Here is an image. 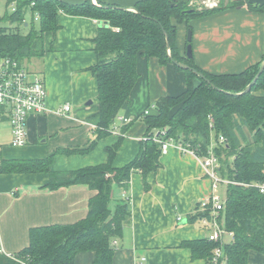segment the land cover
Masks as SVG:
<instances>
[{"label": "trees", "instance_id": "16d2710c", "mask_svg": "<svg viewBox=\"0 0 264 264\" xmlns=\"http://www.w3.org/2000/svg\"><path fill=\"white\" fill-rule=\"evenodd\" d=\"M171 3L172 0H139L133 11L104 5L100 0L98 3L84 0L78 4L65 0H17L16 9L6 17L17 22V26H0V59L11 58L27 65L33 58L42 57L45 34L57 31V17L62 12L99 22L95 38L98 60L90 67L98 80L99 111L90 119L98 134L87 148H65L59 152L88 153L113 131L139 78L140 54L155 57L163 65L174 64L184 72L186 87L180 94L161 96L155 103V112L142 114L146 134L136 157L125 165L116 166L114 160L131 123L120 127V138L106 148L107 160L96 165L63 171L52 168L56 153L35 159L0 156L3 173L46 172L49 180L44 187L58 189L84 184L96 190L86 217L74 223L31 228L29 245L11 255L0 253V264H75L76 255L87 250L96 253L92 264H114V241L132 223L128 192L132 174L141 172L145 188L149 189L147 176L162 167V141L167 140L189 146L199 156L207 155L213 148L219 157L222 175L237 182L226 184L227 196L220 221L222 224L224 219L225 229L233 232L234 237L223 244V256L217 264H252L251 251L264 255V193L254 185L264 181V95L256 93L264 89V71L250 91L235 94L244 91L254 79L264 56L240 72L216 74L200 68L193 56L182 55L177 42L179 23H186L189 30L192 29L190 22L196 18L245 4L256 11H263L264 6H254L247 0H221L215 7L202 8L192 6L193 0ZM28 12L33 16L31 23L26 20ZM35 20L39 22L38 29H35ZM19 25H31V30L22 32ZM173 60L189 64L209 81ZM245 128L251 132L252 141L247 139ZM213 136L216 144L211 147ZM115 186L128 193L116 200L113 209L110 203ZM210 213L211 207H207L191 215L189 221H200ZM181 245L191 248L193 257L203 256L209 264H215L214 249L221 243L206 237L185 240Z\"/></svg>", "mask_w": 264, "mask_h": 264}, {"label": "crops", "instance_id": "0c3cea01", "mask_svg": "<svg viewBox=\"0 0 264 264\" xmlns=\"http://www.w3.org/2000/svg\"><path fill=\"white\" fill-rule=\"evenodd\" d=\"M65 1L78 4L84 0ZM100 1L108 6L130 8L139 0ZM57 22V31L45 34L43 56L29 61L31 71L45 80L48 110L29 116L28 142L18 146L22 148L20 156H3L6 146L3 144L0 156L35 159L56 153L52 168L67 171L105 162L106 148L117 142L120 134L111 131L88 153L59 152L65 148H87L98 134L90 120L99 111L98 80L90 67L98 60L95 38L99 22L63 12ZM190 25L194 61L205 71L237 73L264 56V10H252L245 4L193 19ZM187 32L186 23L177 25L182 55L188 45ZM137 70L139 78L130 101L121 111V116L131 118L132 122L115 157L116 166L127 164L138 154L147 129L142 114L147 110L155 112V103L161 96L180 94L186 87L183 71L172 63L163 65L155 57L140 54ZM256 93L264 95V89ZM149 98L155 102L148 104ZM67 104L71 109L60 111ZM117 125L122 126L120 122ZM4 126L9 128L12 139L10 122L1 115L0 109V129ZM244 130L247 139L252 141L249 129ZM161 162L162 167L147 176L149 189L145 188L141 172L132 174L128 191L132 223L114 241L113 263L209 264L203 256L193 257L191 248L181 244L209 235L202 220L190 222L189 217L204 210L202 202L212 193V181L201 159L181 152L174 143L162 153ZM48 180L46 172L3 173L0 166V247L5 253H16L27 247L33 227L74 223L87 216L89 201L96 190L84 184L50 189L44 187ZM123 193L122 188L114 187L110 207L114 209ZM95 256V251H81L75 257V264H92ZM249 261L264 264V255L251 251Z\"/></svg>", "mask_w": 264, "mask_h": 264}, {"label": "built area", "instance_id": "2783aa9c", "mask_svg": "<svg viewBox=\"0 0 264 264\" xmlns=\"http://www.w3.org/2000/svg\"><path fill=\"white\" fill-rule=\"evenodd\" d=\"M16 3L17 0H12L13 11L16 9ZM116 30H119V28H116ZM47 97L46 83L41 75L32 72L27 65L20 64L17 60L11 58L0 59V109L1 115L7 118L11 124V144L13 146H23L28 142V118L32 114L45 113L48 110ZM70 109L71 105L67 104L60 111H69ZM146 113H149V110ZM118 120L121 125L132 122L131 118L125 116H119ZM113 131L120 133L121 129L119 125H115ZM162 132V134H165V130ZM223 140L224 137L221 136V141ZM171 143L174 142L172 140L162 141V152H166ZM175 145L181 152L192 153L200 158L206 175L212 181V193L202 202L203 209L211 207V213L209 216H204L201 220L202 224L210 231L208 238L213 242L221 243V245L214 249L213 261L217 264L219 258L223 256L225 233L228 232L232 239L234 237L233 232L226 230L221 224L220 211L224 209L226 200H222L221 195L218 194V190L221 183L231 184L237 182L222 175L221 163L213 148L209 150L207 155L199 156L189 146L182 143ZM254 185L264 193V181L255 183ZM126 195L127 192L124 191L123 196ZM0 253H5L2 247H0Z\"/></svg>", "mask_w": 264, "mask_h": 264}, {"label": "rangeland", "instance_id": "374dc122", "mask_svg": "<svg viewBox=\"0 0 264 264\" xmlns=\"http://www.w3.org/2000/svg\"><path fill=\"white\" fill-rule=\"evenodd\" d=\"M220 1L221 0H193L192 6H197L198 8H200V7L202 8V7H206V6L207 7H215L220 3ZM94 2L97 3L96 0ZM226 2H228V0H226ZM11 13H12V5L9 4L7 0H0V26L13 27V28L17 26V22H11L8 18H6V17L10 16ZM32 18H33L32 14L30 12H28L26 14V20L31 23ZM19 26L21 27L22 32H28L31 30L30 29L31 25L26 26V27H22L21 25H19ZM34 26H35V29L39 28V22L37 20H35ZM27 66L31 70L32 67L29 63L27 64ZM147 102H149L148 104H153L155 101H154V98H149ZM120 114H122V112ZM6 125L8 126V123H6ZM116 134L119 135L120 133L117 132ZM11 140L12 139L10 136L9 128L4 126V128L0 129V145H2V144L6 145L5 148H3L4 150L2 151L3 156H20L19 154H21L22 148L18 147V146H12ZM215 144H216V138H215V136H213L212 142H211V147H213ZM218 194L221 195L222 200H226L227 185L225 183H221V185L219 186ZM112 205H113V203H112ZM222 226H223V228H225L224 219H222ZM224 240H225V242H229L232 240V237L230 236V234L228 232L225 233Z\"/></svg>", "mask_w": 264, "mask_h": 264}, {"label": "water", "instance_id": "95a60500", "mask_svg": "<svg viewBox=\"0 0 264 264\" xmlns=\"http://www.w3.org/2000/svg\"><path fill=\"white\" fill-rule=\"evenodd\" d=\"M176 0H172L171 4H174ZM248 3L253 4L254 6H264V0H247ZM94 2V1H93ZM96 3V2H94ZM124 8V7H123ZM129 10H133L136 11L135 7H130L128 8ZM192 29H189L187 32V39H188V45H187V49H186V54L188 57H192L193 56V48H192ZM168 48H169V54H170V47H169V43H168ZM173 62L177 65H179L182 68L188 69L191 68L189 64L184 63V62H179L177 60H173ZM199 77L206 79L207 81H209V79L200 71H198L197 69L191 68ZM264 71V61L261 64V67L258 71V73L256 74V76L254 77V79L249 83V85L247 86V88L240 92V93H235V94H243L245 92H248L251 90L252 86L255 84V82L259 79V77L261 76V74ZM185 222V221H184Z\"/></svg>", "mask_w": 264, "mask_h": 264}]
</instances>
